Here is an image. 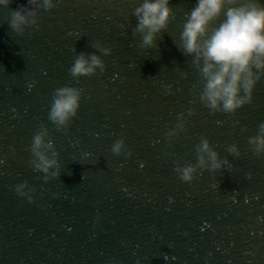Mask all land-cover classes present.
<instances>
[{
  "label": "water",
  "instance_id": "obj_1",
  "mask_svg": "<svg viewBox=\"0 0 264 264\" xmlns=\"http://www.w3.org/2000/svg\"><path fill=\"white\" fill-rule=\"evenodd\" d=\"M26 2L0 5V264H264V150L249 143L264 75L234 112L200 100L202 74L179 41L195 0H170L149 46L135 31L142 0H53L13 29ZM81 53L103 68L72 76ZM65 86L80 105L57 125L49 107ZM37 132L53 144L48 172ZM205 139L218 168L198 163Z\"/></svg>",
  "mask_w": 264,
  "mask_h": 264
},
{
  "label": "clouds",
  "instance_id": "obj_2",
  "mask_svg": "<svg viewBox=\"0 0 264 264\" xmlns=\"http://www.w3.org/2000/svg\"><path fill=\"white\" fill-rule=\"evenodd\" d=\"M11 2L0 0V5ZM52 6L53 0H27L13 10L10 26L20 29L34 23V19L30 18L35 16L36 8L48 9ZM134 15L137 18L135 31L142 34L143 45L149 46L153 44L156 34L168 26L173 13L170 0H142L135 8ZM220 17L223 19L215 24ZM179 41L183 51L193 55L194 63L199 66L203 77L200 100L209 109L234 112L252 101L256 82L264 75V0H195V5L186 13ZM97 67L103 68L99 56L81 53L69 72L74 77L89 75ZM79 105V89L67 86L58 88L53 93L48 118L57 125H65L76 115ZM249 143L255 146L257 152L264 150V122L259 124L257 134L249 138ZM122 144V141H117L112 147L113 152H119ZM52 148L53 144L45 140L44 132H37L33 136L36 167L44 172L57 164L55 159H49L46 155L47 150ZM197 151L200 153V165L205 164L206 155L210 167H220L217 153L206 139L201 141ZM230 151L235 152V146ZM52 156H56L54 150ZM178 171L181 179L190 180L194 168L187 166ZM52 174L57 175L56 172Z\"/></svg>",
  "mask_w": 264,
  "mask_h": 264
}]
</instances>
